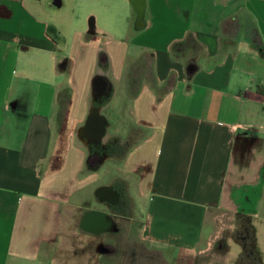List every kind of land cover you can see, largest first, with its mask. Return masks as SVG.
I'll use <instances>...</instances> for the list:
<instances>
[{"label": "crops", "instance_id": "crops-1", "mask_svg": "<svg viewBox=\"0 0 264 264\" xmlns=\"http://www.w3.org/2000/svg\"><path fill=\"white\" fill-rule=\"evenodd\" d=\"M72 3L0 0V264H112L96 238L109 228L91 216L115 228L103 197L115 199L116 182L128 236L166 264H236L237 215L264 264V0H94L86 30L84 21L71 29ZM144 54L160 94L144 84L129 99L127 72ZM96 74L114 86L102 112L107 136L118 123L140 136L115 164L91 171L75 131Z\"/></svg>", "mask_w": 264, "mask_h": 264}, {"label": "flooded vegetation", "instance_id": "flooded-vegetation-1", "mask_svg": "<svg viewBox=\"0 0 264 264\" xmlns=\"http://www.w3.org/2000/svg\"><path fill=\"white\" fill-rule=\"evenodd\" d=\"M105 101L106 98L102 97L100 101L95 104V106L102 105ZM119 144L120 140L111 136L107 138L104 146H94L89 144L86 152V157L88 156L87 167L89 169H93L104 159H107V161H118L124 153V148L120 147ZM112 190L116 195L115 199L111 196H104L103 198L107 199L108 201V204L106 205L109 212H111L118 220L115 222V228L113 230H109L104 236H96V238L97 240H102L100 242V249L103 251L104 256L112 257L115 260L120 259L121 261H124L126 257L129 263L134 264L136 261L135 259H140L143 257V255L137 257L135 252H131V254H129L128 252L130 250L125 245V242L128 238V228L126 225L128 217V199L120 183H114L112 185ZM146 249L149 252H156L149 250L148 248ZM159 256L162 255L159 254Z\"/></svg>", "mask_w": 264, "mask_h": 264}, {"label": "trees", "instance_id": "trees-1", "mask_svg": "<svg viewBox=\"0 0 264 264\" xmlns=\"http://www.w3.org/2000/svg\"><path fill=\"white\" fill-rule=\"evenodd\" d=\"M126 77L129 99H134L138 95L141 86L144 84L154 91L158 98L160 92H158L156 88L152 55L144 54L138 63L132 65L128 69ZM172 84L173 77H170L166 84V90L169 89ZM70 98L71 91L68 88L63 89L59 93L55 121L58 122L60 126H64L66 122L70 106ZM138 140L133 142V144L137 143ZM133 144H131L128 148H130ZM236 224L239 226L234 232L233 238L234 241L241 247V253L236 264H260L252 248V244L254 242L253 228L249 224L248 220L241 215L236 216Z\"/></svg>", "mask_w": 264, "mask_h": 264}, {"label": "rangeland", "instance_id": "rangeland-1", "mask_svg": "<svg viewBox=\"0 0 264 264\" xmlns=\"http://www.w3.org/2000/svg\"><path fill=\"white\" fill-rule=\"evenodd\" d=\"M99 1V0H98ZM94 0H73V5L75 6V15L74 18L72 20V25L73 27L71 29H75L74 26H78V23L83 22L84 23V27L82 29L85 28V30L87 29V22L88 19L90 18L91 14H93L91 10L94 9ZM106 39L103 37H100L98 39V43L97 45L100 46H105ZM120 98V94L117 95V97L114 99L113 104H116L118 102ZM111 112L107 111L104 114H106L108 117H112L113 112L116 113L117 115H125L127 113V108H122L120 110H110ZM126 112V113H125ZM121 125L124 124H116L114 125V127L117 129L118 133L117 134H113L115 131V128H111L110 132L108 133V137H116L117 139L120 140V147H123L124 151L131 145L133 144V142H136L139 138V133L137 132V130H130L128 132H126L125 129H121ZM53 147H54V153H57V156L61 153L62 151V147L64 146V144L66 143V139H67V128H66V124H64V126H60L58 122L54 121V125H53ZM84 150V149H83ZM85 151V150H84ZM56 156V157H57ZM111 164H115V160L114 161H108L104 164V166H109ZM86 205V204H85ZM126 247L130 250L128 253L131 254V252H135L138 256H142V258L140 259H135L136 261L134 262V264H166L163 257L159 256V254L157 252H149L146 247L138 242L134 236L129 235L126 242H125ZM52 248V247H51ZM18 264H29L26 262H18ZM100 264H108L107 262L104 263H100ZM112 264H131L127 261L126 257L124 259V261H121L120 259H116L115 261H113Z\"/></svg>", "mask_w": 264, "mask_h": 264}, {"label": "water", "instance_id": "water-1", "mask_svg": "<svg viewBox=\"0 0 264 264\" xmlns=\"http://www.w3.org/2000/svg\"><path fill=\"white\" fill-rule=\"evenodd\" d=\"M114 96V86L107 78L106 75L96 74L90 82V97L86 118L84 123L79 126L75 131L76 142L79 148L84 149L87 152L88 145L104 146L108 138L107 132L110 128V124L102 115L103 110L112 101ZM102 97L106 98L104 104L95 106ZM88 158V156H87ZM106 159L101 161L95 168L90 169L96 171L100 168ZM87 164V161H86ZM91 217L94 218L95 226H108L109 230L113 229V225L109 221V217L102 213H92Z\"/></svg>", "mask_w": 264, "mask_h": 264}, {"label": "built area", "instance_id": "built-area-1", "mask_svg": "<svg viewBox=\"0 0 264 264\" xmlns=\"http://www.w3.org/2000/svg\"><path fill=\"white\" fill-rule=\"evenodd\" d=\"M259 89L262 91V93L264 94V79H262L260 82H259Z\"/></svg>", "mask_w": 264, "mask_h": 264}]
</instances>
